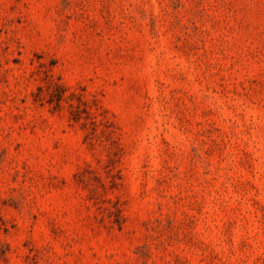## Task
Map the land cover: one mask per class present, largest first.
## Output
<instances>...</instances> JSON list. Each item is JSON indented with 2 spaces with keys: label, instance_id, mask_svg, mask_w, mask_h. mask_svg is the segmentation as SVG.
<instances>
[{
  "label": "rangeland",
  "instance_id": "1",
  "mask_svg": "<svg viewBox=\"0 0 264 264\" xmlns=\"http://www.w3.org/2000/svg\"><path fill=\"white\" fill-rule=\"evenodd\" d=\"M0 264H264V0H0Z\"/></svg>",
  "mask_w": 264,
  "mask_h": 264
}]
</instances>
